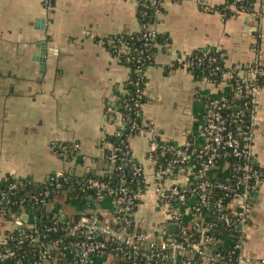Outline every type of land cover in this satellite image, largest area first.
<instances>
[{
    "label": "crops",
    "instance_id": "crops-1",
    "mask_svg": "<svg viewBox=\"0 0 264 264\" xmlns=\"http://www.w3.org/2000/svg\"><path fill=\"white\" fill-rule=\"evenodd\" d=\"M225 1L163 0L162 14L152 23L162 39L145 70L141 111L162 142L201 141L207 98L225 93L232 75H242L257 54L264 64V0H249L254 13L229 17L216 9ZM139 28L131 0H53L51 8L45 0H0V179L40 182L57 170L69 167L81 174L100 165L103 140L117 128L107 106L130 74L110 41ZM204 48L220 53V82L197 78L182 64L188 53ZM257 99L252 152L264 166V87ZM72 141L80 156L64 162L51 145ZM129 146L133 158L148 167L146 134L130 137ZM223 170L218 165L211 174ZM187 176L186 170L176 179L183 183ZM263 199L260 186L251 195L253 220L247 229L252 258L264 256ZM142 201L136 218L149 225L155 221L154 198L147 194ZM9 225L0 216V235Z\"/></svg>",
    "mask_w": 264,
    "mask_h": 264
},
{
    "label": "built area",
    "instance_id": "built-area-1",
    "mask_svg": "<svg viewBox=\"0 0 264 264\" xmlns=\"http://www.w3.org/2000/svg\"><path fill=\"white\" fill-rule=\"evenodd\" d=\"M52 1L45 0V6L51 8ZM131 1L137 6L139 38L144 42L131 47L120 37L110 41L123 59L133 58L138 65L136 77L129 76L107 106L108 119L117 122L116 135L128 124L136 126L131 122L133 108L135 116L142 115L137 97L145 94V63L152 58L149 49L157 46L158 33L145 19L157 20L163 11V0ZM241 8L253 12L251 7ZM215 62V57L205 54V59L190 58L182 64L193 74L204 73L205 79L221 70L222 64L206 70ZM127 84L135 97L119 104V96L130 90ZM231 85L243 100L232 105L221 94L211 96L203 110L201 141L188 137L178 146L162 142L152 123L144 120L140 133L149 141L148 167L133 158L127 140L121 141V154L130 156L131 177L124 174L127 162L116 166L112 152L107 162L84 173L76 174L69 167L52 172L40 181V190L20 198H11L10 193L20 190L26 179L2 177L12 179L0 191V216L10 223L5 235H0V264H264V256L252 258L246 250L253 220L251 195L255 187L264 186L263 166L252 152L257 95L264 87V64L258 54L242 75H232ZM51 149L64 162L80 154L76 141L56 142ZM218 165L224 170L214 176L211 170ZM92 169L96 176L73 184L72 175L82 176ZM113 170L120 171L115 179H99ZM186 170L185 182H178L176 176ZM218 176L223 181H216ZM147 194L153 196L156 211L149 225L136 218ZM80 199L88 205L82 206ZM25 202L39 210L37 217L23 209ZM9 205L18 208L12 212ZM171 225L176 229L171 230Z\"/></svg>",
    "mask_w": 264,
    "mask_h": 264
},
{
    "label": "trees",
    "instance_id": "trees-1",
    "mask_svg": "<svg viewBox=\"0 0 264 264\" xmlns=\"http://www.w3.org/2000/svg\"><path fill=\"white\" fill-rule=\"evenodd\" d=\"M231 4H234L236 6V9H231L230 6ZM243 7L244 9H247L248 7H251V3L249 0H243V1H235V0H226L222 5H219L216 7L217 10H219L220 12H222L224 14V17H229L230 15L232 14H235L237 11L239 12L240 10H242ZM137 16H138V13H137ZM139 18V21H141L140 17L138 16ZM145 20H147V22H149L150 24L154 23V21L156 20L155 18H152V17H147ZM141 36V31H137V32H134V33H131V34H127V35H121L120 36V39L125 41L127 43V45L131 46V47H137V46H142L143 45V39H140L139 37ZM162 39V36L157 33V38H156V42L158 44V42H160ZM155 49L156 47L154 48H151L149 49V53H151V56L152 58L149 59V61H147V63H145V65H150L152 62H153V57H154V53H155ZM205 54L207 56H213L216 58V62L213 63L211 66H207L206 67V70L209 71L212 69L213 66H217V65H220L221 64V57H220V53L211 49V48H204V49H198V50H194L192 52H190L189 55H186V59H190V58H194V59H197L199 57H201L202 59H205ZM185 59V60H186ZM123 60V58H122ZM123 62H125V64L127 65V67L129 68V76L130 77H136V74H135V70L137 68V64L135 63L134 59H130V60H123ZM194 67H197V65ZM204 73H195L196 77L197 78H202V75ZM207 75V74H206ZM222 75H223V69L221 68V70L216 74V75H207V80H210V81H213V82H220L221 79H222ZM146 81V79H145ZM258 82L261 84L263 83V79H258ZM233 83V82H232ZM126 88L127 89H130L128 91V93L124 94V95H121L119 96V99L117 101V103L121 104L123 103V99L125 98H132V97H135L134 96V92H133V88L130 84H127L126 85ZM221 95H223L229 104H232V105H235V104H239L243 98H238L235 94V86L231 85L228 90L225 92V93H221ZM211 96H209L206 100V104L208 102V99L210 98ZM138 101L141 102V103H144L145 100H146V97H145V94L144 95H141L140 97H137ZM206 106V105H205ZM120 110H123V109H120ZM134 108H133V111H131V116H132V119H131V122H135L136 126L131 128L130 125L128 124L126 127H124L121 131V134L120 135H116V134H112V135H107L105 136L104 140H103V146H104V150H103V153H104V156L100 159H97L96 161L97 162H100V163H105L107 162V154L109 153H115L116 154V159H115V165H123L124 162H127L126 165L123 167L124 169V174L126 177H131L132 176V171L130 170L131 169V165H130V162L128 163V157L130 156H124L121 154V152L123 151V147H122V144H121V141H128L129 142V138L132 137V136H135V135H139L140 134V131H141V128H145V126L142 125L144 121V119L142 118V115L141 117L139 116H135V113H134ZM231 110H226L225 112L226 113H229ZM126 113H128L129 111H125ZM107 144H110V147L107 146ZM229 161H231L232 159L230 157H226ZM262 169H264V166L261 167ZM118 172L120 173L119 170H113L111 173H105L104 175L100 176L99 179L102 180V181H106L107 179H109V176H111L113 179H115L117 177V174ZM96 176V173L94 172V169H92L91 171H88L87 173H85L84 175L82 176H75V175H72L71 176V180L73 181V184L75 185H78L79 184V181H83L86 177L88 176ZM12 178H7L5 180H1L0 181V191L1 190H4L6 189L7 187V183L11 181ZM224 177L222 176H218L215 178L216 181H223ZM26 181L25 185L20 188V190H17V191H13L12 193H10V197L11 198H20V197H24L26 196L27 194H30L31 192H36L38 190L41 189V183L40 182H35V181H31L29 179H26L24 180ZM115 182L114 181H111V184L115 185L114 184ZM258 187H255V190L257 189ZM80 203H82V206H86L88 205V202L83 200V199H80ZM11 206L10 209L11 211H15L18 206L17 205H9ZM22 207L24 210L26 211H29L31 212L32 216L34 217H37L39 214H38V211L39 210H35L33 207H32V204L28 203V202H25V203H22ZM37 223V222H36Z\"/></svg>",
    "mask_w": 264,
    "mask_h": 264
},
{
    "label": "water",
    "instance_id": "water-1",
    "mask_svg": "<svg viewBox=\"0 0 264 264\" xmlns=\"http://www.w3.org/2000/svg\"><path fill=\"white\" fill-rule=\"evenodd\" d=\"M41 46H42V45H41ZM0 180H1V179H0ZM262 204L264 205V199H263V201H262ZM170 229H171V230H175V229H176V226H175V225H171V226H170Z\"/></svg>",
    "mask_w": 264,
    "mask_h": 264
},
{
    "label": "rangeland",
    "instance_id": "rangeland-1",
    "mask_svg": "<svg viewBox=\"0 0 264 264\" xmlns=\"http://www.w3.org/2000/svg\"><path fill=\"white\" fill-rule=\"evenodd\" d=\"M152 215V213L151 212H147V216H151Z\"/></svg>",
    "mask_w": 264,
    "mask_h": 264
}]
</instances>
